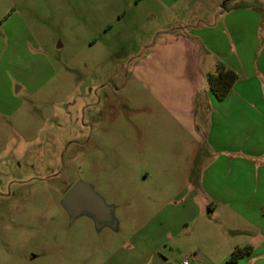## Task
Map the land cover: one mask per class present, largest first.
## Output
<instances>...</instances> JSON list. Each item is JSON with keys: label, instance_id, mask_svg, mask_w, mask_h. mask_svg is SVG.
<instances>
[{"label": "rangeland", "instance_id": "374dc122", "mask_svg": "<svg viewBox=\"0 0 264 264\" xmlns=\"http://www.w3.org/2000/svg\"><path fill=\"white\" fill-rule=\"evenodd\" d=\"M130 4L0 0V264H227L238 241L213 228L203 187H185L211 159L186 154L192 138L140 79L156 24ZM78 181L116 229L70 223L60 202Z\"/></svg>", "mask_w": 264, "mask_h": 264}, {"label": "crops", "instance_id": "0c3cea01", "mask_svg": "<svg viewBox=\"0 0 264 264\" xmlns=\"http://www.w3.org/2000/svg\"><path fill=\"white\" fill-rule=\"evenodd\" d=\"M130 1L131 17L143 13L156 24L140 36L138 47L153 42L140 56L148 65L140 79L192 138L186 154L211 159L199 182L185 187H203L208 213L218 215L213 228L238 241L225 242L226 257L248 246L236 264H264V11L244 0ZM218 63L238 76L223 100L207 81ZM195 141L205 147L199 153Z\"/></svg>", "mask_w": 264, "mask_h": 264}, {"label": "water", "instance_id": "95a60500", "mask_svg": "<svg viewBox=\"0 0 264 264\" xmlns=\"http://www.w3.org/2000/svg\"><path fill=\"white\" fill-rule=\"evenodd\" d=\"M60 205L69 216L70 223L81 216H87L94 221L97 229L108 226L116 229L117 221L114 209L105 203L93 187L83 181H78L66 192Z\"/></svg>", "mask_w": 264, "mask_h": 264}, {"label": "trees", "instance_id": "16d2710c", "mask_svg": "<svg viewBox=\"0 0 264 264\" xmlns=\"http://www.w3.org/2000/svg\"><path fill=\"white\" fill-rule=\"evenodd\" d=\"M237 74L227 68L224 64L218 63L215 70L207 77L211 92L217 100H223L228 95L236 82ZM251 251V247H236L230 254L227 264H236L241 258Z\"/></svg>", "mask_w": 264, "mask_h": 264}, {"label": "flooded vegetation", "instance_id": "af4514ba", "mask_svg": "<svg viewBox=\"0 0 264 264\" xmlns=\"http://www.w3.org/2000/svg\"><path fill=\"white\" fill-rule=\"evenodd\" d=\"M69 189H67L66 191H65V193L68 191ZM104 227H108V226H104Z\"/></svg>", "mask_w": 264, "mask_h": 264}, {"label": "built area", "instance_id": "2783aa9c", "mask_svg": "<svg viewBox=\"0 0 264 264\" xmlns=\"http://www.w3.org/2000/svg\"><path fill=\"white\" fill-rule=\"evenodd\" d=\"M182 264H188L187 262H184V263H182Z\"/></svg>", "mask_w": 264, "mask_h": 264}]
</instances>
